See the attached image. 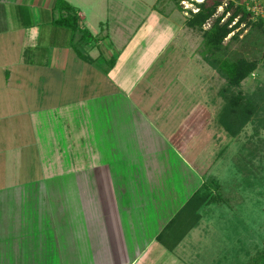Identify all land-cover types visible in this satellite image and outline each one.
I'll return each instance as SVG.
<instances>
[{
  "label": "rangeland",
  "instance_id": "1",
  "mask_svg": "<svg viewBox=\"0 0 264 264\" xmlns=\"http://www.w3.org/2000/svg\"><path fill=\"white\" fill-rule=\"evenodd\" d=\"M69 1L81 8L94 34H110L114 45L110 51L105 40V53L117 56L123 78L86 75L85 91L102 96L88 100L79 95L83 77L74 71L82 63L72 51L67 66L58 69L23 62L0 68V88L8 69L12 78H28L34 90L45 78L55 93L42 94L46 104L41 95L23 103L29 97L14 94V110L26 105L36 117L17 110L12 118L0 93V148L10 149L2 144L10 134L18 146L24 137L38 136L51 147L44 154L55 157L35 159L37 151L30 148L23 159L0 167L7 183L20 181L0 191V264H100L113 256L112 234H124V240L156 234L175 213L176 219L190 216L188 222L197 226L172 253L183 264H246L264 246V127L258 133L251 121L233 137L218 121L225 80L205 61L201 33L186 26L187 10H197L193 1L202 0H185L183 8L175 0ZM235 1L264 17V0ZM239 30V38H232ZM224 44L222 57L261 58L264 32L241 25ZM262 84L259 66L242 89L251 93ZM69 98L75 99L72 109L65 108ZM52 159L57 174L39 177ZM207 175L222 182L221 195L229 202L198 210L196 201L189 206L185 200ZM114 215L116 225L107 231L105 222ZM177 223H170L168 233ZM126 249L120 255L124 263L136 252Z\"/></svg>",
  "mask_w": 264,
  "mask_h": 264
},
{
  "label": "crops",
  "instance_id": "2",
  "mask_svg": "<svg viewBox=\"0 0 264 264\" xmlns=\"http://www.w3.org/2000/svg\"><path fill=\"white\" fill-rule=\"evenodd\" d=\"M55 4H56V0H0V68L1 67L10 68L13 64L16 65V63L23 62L26 65H34L36 67H45V68H50V65H52L51 68L58 69L61 64L64 66L68 58L71 57V51H72L75 58L79 59L82 63L81 68L74 71L76 75L83 77V80L81 81L79 80L78 82V86H79L78 89H80L79 95H81V98H85L88 100L92 98L102 97V96L92 97L91 92L85 91L89 88V84H90V82L89 83L86 82V79L88 77L89 78L95 77V75H93L94 72L98 74V78H118V77L123 78V76L119 74V71L116 70L119 68V64H117L116 61L114 67L108 69L109 71L106 73L103 69H107L108 67L107 63L102 68L98 66L97 63H91L83 59L77 53L74 45L72 44L73 42H72L71 32L68 31L67 29L60 28L57 25H55L54 23V19L56 16L54 11ZM80 16H81L82 26L87 27L85 26L83 21L84 14L82 10L80 12ZM92 34L100 37L98 34H94L93 32ZM106 35H108L109 38L100 40V43H97L95 46L86 45L85 51L93 59L100 58L101 55H104L106 60L110 58V56L105 52L109 50L111 51L110 48H112L114 42L110 40V38L112 39V37L110 36L109 33ZM107 39L110 42V43L107 42L109 44L108 46L109 50L106 48V46H104V41L105 40L107 41ZM111 56L113 55L111 54ZM106 60H102V62H105ZM83 64L86 66H83ZM12 73L11 70L8 69L4 70V78H1L2 87L0 88V93L4 95L3 98H1L2 102L8 103L11 106V110H10L11 112L9 114V117L12 118L14 115H17V113L13 114V112L15 111L17 112V110L19 115L24 112H27L29 116L36 117L35 114L30 113L31 108L26 105H24V107L16 106L15 109L17 110H14L13 95L22 94L29 97L26 100L24 99L23 103H32L33 96L41 95V99H40L41 104H46L43 97L45 92L46 94L49 93L50 95H54L55 93L52 90L50 92L49 85L45 84V80H46L45 78H41L44 81L40 80L42 81L40 83L42 87L35 88L34 90L32 87L35 86L29 87L28 78H12L11 77ZM16 74L18 73L16 72ZM86 75L88 77L85 79L84 77ZM45 85L47 90H45ZM99 89L100 88H97L96 91L97 90L100 91ZM16 101L17 103L20 102L18 99H16ZM65 101L68 102L65 103L67 105L65 106V108L72 109L70 107L71 102L75 101V99L69 98V99H65ZM65 101H63V103ZM58 104H60V102ZM50 108H53V110L55 109V107H50ZM59 111L64 112L62 106L59 108ZM3 118H7V114ZM18 135L20 138L21 135L20 134ZM9 136H13V135L10 134ZM9 136L7 137L9 143L5 140V142H3L2 144H8L10 146L9 147L10 149L7 151V149L5 148H0V167L2 169H3V165L6 164V160L8 162V160L10 159L11 160H16V159L18 160L20 158L23 159L24 156L22 154L28 153L30 148L32 149V151H34L35 149H36L35 151H37V152H32L33 153L32 155L35 159L45 160L47 158L46 160H48L50 158H55L54 155L50 156L48 154H44V153H49L51 151V147L48 145L46 149L44 147V143H41V137L40 138L38 136L34 138L24 137V140L22 142H19L18 144L20 145L18 146L16 145L17 143L15 144L16 141L14 137H11L10 139ZM34 141L36 142L37 147L35 146ZM10 144H14L16 145V147L11 146ZM7 152H9L10 154L6 155ZM56 158L59 159L60 155H58ZM53 160L54 159H52L51 162H47V164L43 166V173L38 174L39 177H43V175L51 176L57 174L54 172V170L58 167ZM204 179L205 178H203L201 184L188 196V198L185 200L186 202L192 197L193 193L202 185ZM19 183L20 181L18 180H14L10 183H7L5 173L3 171L0 172V191L10 190V188H7L8 186L19 187ZM112 208L114 209V207ZM175 214L163 224L161 229L156 234H141L140 236H136V234H129L128 237L127 236L126 237L131 239H125V240H124V234H112L114 238L111 240L112 242H110V247L112 248L110 250H113L112 251L113 256H110L108 259L103 260L102 262H100V264H165V262H168V264H183L181 258L172 255V253L174 252V250L182 246L181 244L186 239L188 234L186 233V235L183 237L181 241H179V243L176 245L174 249H168L164 244V242L158 239L160 233H162L166 229V227L170 224ZM116 222L117 220L115 215L112 217V219L106 221L105 225L107 227V231L112 232V227L116 225ZM105 238L109 239L108 234L106 232H105ZM133 238L136 239V242H134ZM115 239H117V241ZM107 244L108 243L104 244L105 247L101 245V249L107 248ZM83 245L87 247V245L84 242ZM126 247L127 248L133 247L136 249V252L133 253L134 258L132 257V260L127 259L124 263L123 261H121L120 255L121 252L124 251L126 252L127 250ZM87 249L89 248L87 247ZM104 251H105L104 254H101L100 258H103L106 255V250ZM60 262L61 259L59 260V264ZM35 264H44V262L40 261V262H36Z\"/></svg>",
  "mask_w": 264,
  "mask_h": 264
},
{
  "label": "trees",
  "instance_id": "3",
  "mask_svg": "<svg viewBox=\"0 0 264 264\" xmlns=\"http://www.w3.org/2000/svg\"><path fill=\"white\" fill-rule=\"evenodd\" d=\"M182 1L175 0L180 8H183ZM193 2L197 6V11L187 10L189 14L186 18V26L201 33L203 37L202 55L205 61L225 80V84L220 89L224 105L219 114V123L230 136L234 137L241 132L246 124L255 121L258 125L256 131L259 133L260 129L264 127V84L248 93L242 89V83L259 66L264 68V54L261 58L240 57L233 60L222 57L221 52L225 47L224 43L228 35L241 25L259 28L264 32V17L249 10L245 3H237L235 0H229L228 2L224 0ZM224 4L223 11L218 14V8ZM54 11L56 14L55 25L71 32L72 44L77 53L86 61L97 63L98 66L103 68L101 62L106 60L104 55L93 59L86 53L85 47L86 45L95 46L100 43V40L109 38V36H95L87 27L82 26L80 8L68 0H56ZM240 30L235 32L232 38L238 39L241 33ZM108 43H110L109 40ZM116 61L117 56L114 54L106 60L108 67L103 70L107 73L108 69L114 67ZM222 187V182L215 175H207L202 185L187 201V204L190 206L196 201L194 203L197 204L195 209L198 210L201 206L215 202L222 206L224 202H229L228 198L221 195ZM217 190L219 193H217ZM228 205L231 206L232 204L228 203ZM191 214L194 215L195 213L192 211ZM189 217L182 214L179 219H176L177 216L174 217L170 223H178L172 234L168 233V227L171 225L169 224L158 236V239L163 241L168 249H174L190 228L196 226L195 223L188 222ZM178 231H180L179 234H177ZM246 264H264V246Z\"/></svg>",
  "mask_w": 264,
  "mask_h": 264
},
{
  "label": "built area",
  "instance_id": "4",
  "mask_svg": "<svg viewBox=\"0 0 264 264\" xmlns=\"http://www.w3.org/2000/svg\"><path fill=\"white\" fill-rule=\"evenodd\" d=\"M183 3L185 2V0L182 1ZM194 11H197V10H194Z\"/></svg>",
  "mask_w": 264,
  "mask_h": 264
}]
</instances>
